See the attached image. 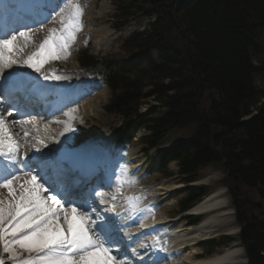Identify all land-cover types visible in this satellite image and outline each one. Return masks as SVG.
I'll use <instances>...</instances> for the list:
<instances>
[{
    "label": "trees",
    "instance_id": "obj_1",
    "mask_svg": "<svg viewBox=\"0 0 264 264\" xmlns=\"http://www.w3.org/2000/svg\"><path fill=\"white\" fill-rule=\"evenodd\" d=\"M115 4L116 18L124 22L140 13L158 19L143 41L129 39L126 48L135 58L113 74L111 108L129 118V124L137 121L142 99L155 96L163 106L151 122L157 133L171 125L197 127L196 136L177 156L181 172L190 181L203 165H225L249 264H264V103L258 106L262 91L254 80L264 68H256L251 57L264 53V0H116ZM176 14L178 18H172ZM253 18L260 33L248 28L247 21ZM166 19L175 22L167 24ZM139 42L142 46L137 48ZM156 49L161 51L160 64L149 57ZM80 57L89 61L86 54ZM146 75L153 90L144 94L141 79Z\"/></svg>",
    "mask_w": 264,
    "mask_h": 264
},
{
    "label": "snow or ice",
    "instance_id": "obj_2",
    "mask_svg": "<svg viewBox=\"0 0 264 264\" xmlns=\"http://www.w3.org/2000/svg\"><path fill=\"white\" fill-rule=\"evenodd\" d=\"M65 5L67 11L60 17L61 27L49 29L36 50L23 59L18 57L33 42L31 30L13 31L0 37V75L13 65L22 64L40 73L44 80L62 79L42 69L50 60L71 55L76 34L82 30L83 8L78 0H65ZM76 111L71 109L65 115L75 119ZM71 131L69 122L59 135ZM24 136H28L27 131ZM19 147L8 122L0 117V158L6 161L4 174L0 175V189L8 192L7 198L0 195V264L8 261L11 264H127L119 249L111 246L118 243L111 222H105L93 207L96 197H102L103 193L93 189L87 197H81L67 182L77 171L78 162L70 158L46 161L37 157L33 158L34 163L25 165L30 171L20 176L11 170L13 165L19 167L15 159ZM85 163L81 160L79 166Z\"/></svg>",
    "mask_w": 264,
    "mask_h": 264
},
{
    "label": "rangeland",
    "instance_id": "obj_3",
    "mask_svg": "<svg viewBox=\"0 0 264 264\" xmlns=\"http://www.w3.org/2000/svg\"><path fill=\"white\" fill-rule=\"evenodd\" d=\"M81 5L83 7H85V11L83 12V16L81 19L82 25H83L81 31H85V30H87V28H90L94 31L90 35V38L92 39V42L94 45V53L100 57V56L110 55L111 53L117 52L119 47H120V39L122 38V36H124V37L127 36L129 34V32H128L127 28L121 32H116L115 30H113V28L111 26V24H112L111 17H112L113 10H114V7L112 6V2L110 0H103L101 2H97L96 0H83V4H81ZM66 11L63 13V15L66 14ZM172 18L177 19L178 14L172 15ZM170 19H171V17H170ZM58 21H60V19ZM172 22H175V21H168L167 20V24H171ZM60 27H61V24H60V22H58V24L54 25V27H52V28L59 29ZM49 29H51V28H49ZM49 29L43 30L42 33H39L33 37L34 42L29 43L28 46L24 49V52L20 55V56H22V59L25 58L30 53H32L33 50H36L38 45L40 43H42V41L48 35ZM82 35H83V33H79V35L76 36L75 43L72 44V46L70 48L71 55L67 56L66 58L59 59L62 64L64 63L63 61L67 59L66 63H64L63 66L66 68V72L69 71V72L73 73L72 77H74V78H75L74 73L75 74L83 73L81 70H79L80 67L76 62L75 54H74L76 52V50L80 47V45L83 43V42L79 41V39H80L79 37H81ZM106 36H108L109 39L112 38L110 40L111 43L107 47H105V42H103L101 40L99 45H98V43L96 41L99 38L106 37ZM85 39L86 38H83L82 41H84ZM34 45H36L37 47H35ZM258 80H259V83L261 84V86L264 88V76L259 77ZM55 82L56 81H54L53 83H55ZM98 100H99V107L101 108L102 105L106 102L105 95L102 96L101 98H99ZM150 103H153V101L150 100ZM80 114L85 115V119H87V118L89 119L87 125L81 126V127L91 128L93 125H91L90 120L91 121L93 120V121H95L96 125H100V127L102 129L101 132H102V134L104 133V137L107 139H109L110 137L114 138V134L116 132L115 130L118 129L121 125V120H119L116 117H112L108 114H105L103 112L100 115L91 118V116L88 115V113H85V111L83 110V107H81L80 108ZM70 123L72 126H75V125H73L72 122H70ZM45 125L48 128V131L52 135V137L58 139V133H60L63 130L58 128V130L53 129L54 130L53 131L50 128V125L48 123ZM135 160H136V162H140V164H142L143 167L146 169L150 159L144 158V156H142V155H138V157L135 158ZM213 167L217 168L216 166H211V167H206V169L201 171L202 177L204 178L201 181V183H203L205 185L209 184V185H213V186H218V184L220 183L221 180L224 181L226 179L225 172L224 173H222L220 171L216 172ZM171 168H172V170L177 172V166L175 163H173L171 165ZM173 183L178 184L177 179H173V181H167V184H173ZM152 184H157L156 177L154 179L150 178V180L147 183H145L144 186L149 187ZM180 186H181V184H180ZM222 199L229 201L228 195L224 196ZM160 200L162 202V198H160ZM167 201H169V203L167 204L168 206L164 207V209L161 210L160 214L163 216V215H167L168 213H170V217H171L172 216L171 212L173 211V209L170 206H172L173 201H172V199H169V200L167 199V200H165L164 203L166 204ZM174 208L177 209L176 202L174 204ZM233 230L237 231V228H235ZM193 251H194L193 247H192V251H188V252L182 251L183 252L182 258H187L190 255V253H192ZM196 251L198 253H202V251H200L198 249H196ZM196 251H195V253H196ZM193 263H195V262H193Z\"/></svg>",
    "mask_w": 264,
    "mask_h": 264
},
{
    "label": "bare ground",
    "instance_id": "obj_4",
    "mask_svg": "<svg viewBox=\"0 0 264 264\" xmlns=\"http://www.w3.org/2000/svg\"><path fill=\"white\" fill-rule=\"evenodd\" d=\"M5 2L8 3V5H19L21 4L22 6L25 4H30L32 3L34 0H23L24 3H21V0H4ZM50 0H39V2H49ZM17 15V12H14L12 15H10L11 17H15ZM259 21V20H258ZM247 24H249L248 28L250 29V32H252L253 30H258V33L261 32V30H259L258 28H256L259 24L257 22V19L253 18L252 20H248ZM263 33V32H262ZM172 36V34H170ZM185 53H183L182 55H184ZM253 83V81H252ZM65 88V87H63ZM64 91H66V88L64 89ZM82 93L87 94V92L82 91ZM69 100V99H68ZM67 100V101H68ZM261 103L258 105L260 106ZM84 110L91 114H99L101 111L98 107V105L93 104V102H89L84 106ZM212 132V131H211ZM174 136L173 131L171 130H167L166 131V140L167 141H171L172 137ZM27 138V137H25ZM22 147H19V154L16 156L17 161L19 163V166L21 169H27L25 168V162L26 160L30 159V155L27 154V158H25V153L24 150H21ZM211 164H206L205 166L203 165V167H211ZM217 168L226 170L225 165H223V163L221 164L220 162H217L216 164ZM227 171V170H226ZM163 189L172 192L173 190L171 189L170 186H162L161 188H155L152 189L151 191L147 192L146 194H139V199H134V200H127L125 201V204L127 206H131V208L137 207V206H144L147 202V199L151 198L149 195L155 193L157 195H162L160 194V191H162ZM220 192H217L216 195L218 196ZM5 198H7V196H5ZM153 199H155V197H153ZM219 207V206H226L225 203L221 200L216 201L214 203L210 202V199H208V201H205L202 205H200L199 207H197V209L194 211L195 213H197L198 211H205L208 210L211 207ZM225 219L221 217V220L223 221H228L227 223H230L233 221L232 220V216H230L229 213L224 214ZM209 221L211 222H217L216 219H209ZM209 221H207L206 223L198 226V228H191V229H187L186 231H183V229L180 228H175L172 230L170 229H165L164 225L165 222L163 223V221H157V220H146L141 224V228L142 230H139L138 232L134 231V234L139 233L141 234L144 238V240H142L141 242H144V245L147 249V252L149 253V256H153L154 257V261L151 264H246V260L244 259V251L239 248L237 245L232 246L231 248L227 249L226 251L222 252L219 255L210 257V259H205V260H199L198 263H193V262H189V260H191L193 257H195V251H193L192 253H190V255L187 258H181L178 259L179 255L181 254V251H192V247L190 244H186L187 242L190 241H198V239L202 238V237H206L207 235H209L210 228L208 227V223ZM226 224V226H229L230 224ZM161 226L159 229H157L156 231H152L151 229L154 226ZM150 231V232H149ZM159 232L160 234V238L163 239L165 242L162 243L161 249H162V253H157L156 251V246L153 243V239L155 236H153L154 233ZM174 233V234H173ZM153 236V237H152ZM151 237V238H149ZM178 242H180V244H177ZM189 245V246H188ZM188 246V247H187ZM179 247V249H178ZM185 247H187L185 249ZM165 260L162 258L165 257Z\"/></svg>",
    "mask_w": 264,
    "mask_h": 264
}]
</instances>
